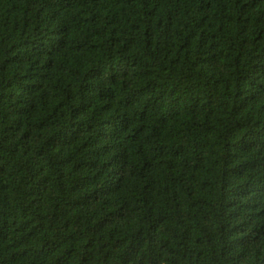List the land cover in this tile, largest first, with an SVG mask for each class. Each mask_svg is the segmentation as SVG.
<instances>
[{
    "label": "trees",
    "instance_id": "1",
    "mask_svg": "<svg viewBox=\"0 0 264 264\" xmlns=\"http://www.w3.org/2000/svg\"><path fill=\"white\" fill-rule=\"evenodd\" d=\"M0 264H264V0H0Z\"/></svg>",
    "mask_w": 264,
    "mask_h": 264
}]
</instances>
